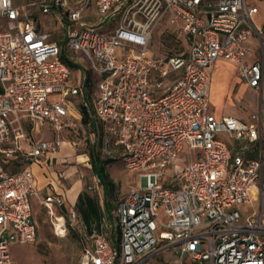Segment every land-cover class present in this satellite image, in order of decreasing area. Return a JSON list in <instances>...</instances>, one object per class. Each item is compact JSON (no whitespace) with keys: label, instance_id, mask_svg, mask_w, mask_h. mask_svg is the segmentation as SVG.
I'll list each match as a JSON object with an SVG mask.
<instances>
[{"label":"built area","instance_id":"2783aa9c","mask_svg":"<svg viewBox=\"0 0 264 264\" xmlns=\"http://www.w3.org/2000/svg\"><path fill=\"white\" fill-rule=\"evenodd\" d=\"M37 12L54 17L63 45L41 30ZM257 15L248 0H0V264H16L12 243L36 241L32 198L54 219L56 234L67 231L66 216L69 226L79 224L78 212L64 213L59 194L41 196L33 172L21 166L58 154L64 143L33 139L24 122L56 134L82 129L71 112L76 97L85 108L93 102L86 126L101 128L102 145L115 148L124 169L141 179L117 204L118 244L94 234L78 264H145L160 243L176 250L178 264H264L259 129L209 112L219 59L234 63L240 78L262 92L264 25L256 24ZM164 22L186 52L165 54L163 44L153 50ZM252 37L262 58L247 64ZM66 61L91 74L90 88L74 84ZM57 93L60 100L49 104ZM98 134L93 130L90 141ZM219 134L257 143L258 157L232 154ZM184 145L192 161L177 165ZM257 183L259 211L245 218L236 206L251 201Z\"/></svg>","mask_w":264,"mask_h":264},{"label":"rangeland","instance_id":"374dc122","mask_svg":"<svg viewBox=\"0 0 264 264\" xmlns=\"http://www.w3.org/2000/svg\"><path fill=\"white\" fill-rule=\"evenodd\" d=\"M16 1L18 4H26L38 0ZM254 1L260 7L261 13L259 15V21L264 22V0ZM34 17L42 31L51 34L52 38L56 39L60 46L63 45L64 40L60 37V26L55 22L53 16L41 15L37 12ZM168 29V22L162 23L158 28L155 34L153 50H157L163 44L164 48L162 52H165V54H180L186 52L188 47L184 40L178 39L176 41L174 38H170L167 34ZM1 30L4 29L0 28V31ZM153 55L154 53H151V56ZM83 72L82 69L77 67L73 68V82L75 85L84 84L87 76ZM212 83H215V79ZM86 89L88 90V88ZM60 97L61 95L59 93L51 94L48 96V103L54 104L60 100ZM242 98L248 101H234V104L227 102L222 107V113L226 114L231 112L236 116H245L250 110L251 105L256 101H249L255 99V97L247 91L243 92ZM81 101H83L82 97L71 98L70 102L73 104V108L75 107L76 111L79 110L78 106ZM73 112V114H76L74 110ZM25 126L27 129H31V132L36 139L46 133L45 138L47 140L58 137L64 142L60 150L62 154L57 156V162L52 169L48 170L49 177L54 181L59 192H63L67 195L70 202L68 191L74 185H78L80 193L87 192L90 196L97 198L102 203L104 199L103 189L100 186L97 177H95L92 172L88 157L90 140L87 131L79 128L77 131H64L60 134H56L50 130L48 125H45L43 128L35 124H32V127L28 124H25ZM219 139L224 141L221 137H219ZM101 153L109 161L106 167V172L111 181L116 185V201L112 202L115 205L123 196L130 192L132 187L139 186L141 184V179L139 174L130 173L124 169L121 161L116 157L117 152L115 148L108 145H102ZM193 153L194 152L191 151L187 145H184L176 159V164L183 165L190 163L192 161ZM38 162L39 161H30L28 163L31 165ZM4 163L12 165L14 160H5ZM27 164H21L22 168L23 166H27ZM34 169L32 170L36 173V178H41V171ZM254 187L255 189L257 188V186ZM32 206L33 216L37 222L38 230L36 241L26 245H20L18 242L12 243L10 247L12 260L16 264H78L82 256L83 248L90 244V235L78 225L73 227L69 226L67 216V231L62 234H56L54 229L55 221L48 215L40 202L36 201L35 198H32ZM259 206L260 203L255 202L253 204L238 205L236 208L243 214H251L253 212H258ZM159 215L161 220L166 223L167 218L162 211L159 212ZM110 225H112V229L115 228V230H112L113 234L117 235L114 215L111 217V222H107V227L102 229V233L94 234H103L109 237ZM166 247L167 246H163V244L160 243L159 248L145 262V264H178L179 255L176 253V250H174V248ZM184 264L193 263L185 259Z\"/></svg>","mask_w":264,"mask_h":264},{"label":"crops","instance_id":"0c3cea01","mask_svg":"<svg viewBox=\"0 0 264 264\" xmlns=\"http://www.w3.org/2000/svg\"><path fill=\"white\" fill-rule=\"evenodd\" d=\"M248 3L252 4V5H256L258 7V15L256 16V19H255L256 24L257 25H264V22L259 21V15L261 12H260V7L258 6V4L254 0H248ZM247 46L249 47V54H248V57L246 60L247 64H252V63H254V62H256L262 58L261 57V51H260V45H259V43L255 37H252L251 39H249V41L247 42ZM263 57H264V54H263ZM83 73L86 74V76H87L86 72H83ZM214 79H215V83L213 84L212 81ZM85 81H86V79H85ZM85 81H84V83H85ZM244 91L249 92L253 97H255V99H252L249 101H256L255 103H253L251 105V108L247 112V114L245 116H236L231 112H228L226 114L222 113V107L227 102L230 104H234L235 103L234 101H248V100H244L242 98V94ZM83 102L84 101H81L79 103V106H78L79 110L78 111H76L75 107L73 108V104H71V107H72L71 112L74 113L73 112V110H74L76 112V114H73V115L79 120H80V108L83 106ZM86 109L89 113L91 110H93V102L92 101H89L88 107ZM209 112H210V114L215 115L217 118L230 116V117L238 119V120H240L244 123H247V124H256L257 129H259L260 137H261V150L264 153V85H263L262 92H258L256 90L250 88L240 78L239 73L237 71V67L232 62H228V61H225L223 59H219L215 62L214 66H213V70H212L211 78H210V89H209ZM254 117H257V120ZM29 122L30 121H25L24 125L28 124L30 126L31 123H29ZM25 128H26V126H25ZM96 129L100 135L103 134V131L101 130V128L98 127ZM27 130L30 133H32L31 130H29V129H27ZM81 130L87 131L88 136L93 131L92 128L84 126V125H83V128ZM45 135H46V133L42 134V136L40 138L46 139ZM32 136H33V133H32ZM219 137L224 139V142L231 149L232 154L242 155L246 158H251V159H255L258 157L259 145L257 143H252V142H247V141H238V140L230 138L227 134H219L218 138ZM40 138H37V139H40ZM33 139H36V138L33 136ZM61 154H62V152L59 151L58 154H56L54 156H50L46 160L39 161L38 163H33L31 165L28 163L27 166L33 172V174L35 176L36 183H37V186H38L39 191H40V195L44 196V195L49 194V193H55V194L61 195L65 200V204H66V210H65L66 212L65 213H67V211H69V210H76L75 205H76V203L78 201V197L81 193L79 190V192H78L79 195L77 194L76 197H72L69 193L71 190L70 189L68 191V193L70 195V202H69L67 195H65L63 192H59L58 188L55 186L54 181L49 177L48 170L52 169V167L54 166V164L58 160L57 156H59ZM21 164H23V163H21ZM34 167H35V169H34ZM32 169L41 171L42 177L36 178L37 177L36 173H34V171ZM255 186H257V188L255 189V187H254L253 193L251 195V201L247 204H253L255 202L260 203V197H261V195H260V193H261L260 183H257ZM262 197H263V204H264V187L262 189ZM36 201H38V200L36 199ZM97 201L99 202V205L101 206V209L103 211L104 199H103L102 203L98 199H97ZM118 202L115 204V208L111 213V217H112V215H114V217H115V211H116V207H117ZM256 213H258V212H253L251 214H243L241 212V214L245 218L247 216H250V215H253ZM111 217L104 213V219H103L102 224L100 226V233H102L103 228L107 227V222L108 221L111 222ZM115 221H116V219H115ZM78 226H80L84 231L87 232L86 225L81 218L79 220ZM116 227H117V225H116ZM109 228H110V236L109 237H107L103 234H100V235H103L104 237H106L107 240L109 242H111L112 244H118L119 236H120L118 227L116 228L117 235L113 234L112 230H115V228L112 229V225H110ZM94 233H98V232L94 231L92 233V235H94ZM37 235H38V231H37ZM92 235H90V239H91ZM90 247H91V240H90V244H88L87 247L83 248L82 254L84 253V251L86 249H89Z\"/></svg>","mask_w":264,"mask_h":264},{"label":"trees","instance_id":"16d2710c","mask_svg":"<svg viewBox=\"0 0 264 264\" xmlns=\"http://www.w3.org/2000/svg\"><path fill=\"white\" fill-rule=\"evenodd\" d=\"M62 59L66 60L65 52L62 53ZM67 64L76 68V66L69 61H66ZM92 77L90 73H87V78L85 81L86 87H91ZM92 110L90 113L87 111L85 107L80 108V121L86 126L91 121ZM93 130H96L95 125L92 127ZM89 151L88 157L91 164L92 172L95 177L99 180V184L103 189L104 193V209L102 211L101 206L96 198L90 196L87 192H82L78 201L75 205L76 211L79 214V217L83 220L87 228V234L92 235L94 231L100 233V226L104 219V213L111 217V213L115 208V205L112 203L116 201V185L109 178L106 167L109 161L102 155V135L98 134L96 141L89 142ZM33 211V208H32ZM65 213L66 211L63 210ZM34 218V216H33ZM35 219V218H34Z\"/></svg>","mask_w":264,"mask_h":264},{"label":"bare ground","instance_id":"6f19581e","mask_svg":"<svg viewBox=\"0 0 264 264\" xmlns=\"http://www.w3.org/2000/svg\"><path fill=\"white\" fill-rule=\"evenodd\" d=\"M78 192H79V187H78V185H74L72 188H71V190H70V195L72 196V197H76V195L78 194ZM79 195V194H78ZM57 230H60V226H57ZM62 236V235H61ZM60 236V237H61Z\"/></svg>","mask_w":264,"mask_h":264}]
</instances>
